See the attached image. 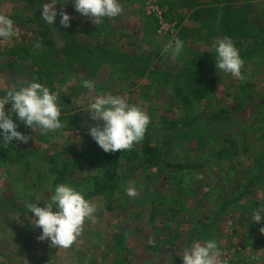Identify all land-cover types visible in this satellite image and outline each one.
Segmentation results:
<instances>
[{
	"label": "rangeland",
	"instance_id": "1",
	"mask_svg": "<svg viewBox=\"0 0 264 264\" xmlns=\"http://www.w3.org/2000/svg\"><path fill=\"white\" fill-rule=\"evenodd\" d=\"M192 1L118 0L122 13L95 24L75 10L74 0H53L58 14L50 26L41 19V5L51 0H0V14L14 23V35L0 38V98L25 82H39L57 95L64 125L34 131L10 112L11 102L5 106L17 131L32 139L6 145L0 130V145L20 151L16 156L28 151L12 166L0 160V264H183L186 248L209 240L216 241L222 264H264V212L260 222L254 220L264 208V0ZM61 11L70 15L69 27L60 25ZM177 38L184 48L172 60L164 48ZM224 38L244 61L242 79L216 67V41ZM85 80L94 82L95 91L83 86ZM197 85L204 92L187 100L176 93L178 86L186 92ZM108 94L149 115L147 128L151 137L161 132L169 160L194 157L195 150L187 152L191 139V145L216 147L231 136L247 137L250 149L233 159L213 156L196 170H139L85 198L97 206L95 220L86 219L71 247H52L38 239L42 229L25 207L45 206L56 186L68 184L53 182L50 156L59 160V170L69 156L76 166L67 171L74 167L75 177L99 174L93 151L102 148L89 134L97 122L88 106ZM223 109L226 119L207 118ZM188 110L198 125L187 130ZM163 117L177 118L181 134L167 138ZM182 141L186 151L179 148ZM77 155L83 157L79 163ZM128 187L138 196H128Z\"/></svg>",
	"mask_w": 264,
	"mask_h": 264
},
{
	"label": "clouds",
	"instance_id": "2",
	"mask_svg": "<svg viewBox=\"0 0 264 264\" xmlns=\"http://www.w3.org/2000/svg\"><path fill=\"white\" fill-rule=\"evenodd\" d=\"M74 8L80 14L90 16L95 24H99L102 18H114L123 10L118 0H74ZM41 9V19L50 26L55 25L58 13L53 0L42 4ZM59 15L60 25L69 27L70 15L66 11H61ZM13 35V20L0 14V38L8 39ZM183 48V41L177 38L174 45L170 42L165 46L164 52L170 54L172 60H176ZM215 51L218 71L242 79L244 61L233 41L230 38L219 39L216 41ZM25 84L19 90H9L5 97L0 98V130H3L2 140L6 145L13 140L28 143L32 139L17 131L18 124L5 112V106L9 102L10 112L17 114L19 120L34 131L40 128L47 133L64 126L59 119L61 111L57 95L39 82ZM83 86L95 91V84L91 80H85ZM88 107L91 120L97 122L95 126H90L89 134L106 153L130 150L134 144L143 140L150 124V117L145 111L139 106L129 105L119 95H97ZM126 193L133 198L138 196L135 187L126 188ZM28 209L34 216L35 227L42 229V235L38 239L50 240L52 247L69 248L83 232L86 219L95 220L93 214L97 211V206L72 186L62 183L56 186L50 202L45 203V206L29 204ZM261 212H264V208L254 213L256 223L262 219ZM260 232L264 233V227L260 228ZM220 255L215 240L203 244L196 242L185 249L182 261L183 264H222Z\"/></svg>",
	"mask_w": 264,
	"mask_h": 264
},
{
	"label": "trees",
	"instance_id": "3",
	"mask_svg": "<svg viewBox=\"0 0 264 264\" xmlns=\"http://www.w3.org/2000/svg\"><path fill=\"white\" fill-rule=\"evenodd\" d=\"M192 2H195L192 3V5H197L196 0ZM198 12L199 11L197 9L195 11V14H197ZM37 64L39 68H41L40 71L45 70L40 63ZM203 88L204 87H202L201 85H197L195 88H190L189 90H186V92H184L185 89L178 86L176 88V93L178 96H182L183 100H187L192 95L202 94L204 92ZM262 98L264 101V96H262ZM223 112L224 109L222 111L211 112V114L207 116V118H216L220 121L224 120L228 116H226V113L228 112H225L224 114ZM187 114L190 115L185 118V124L188 125V130L193 128L194 126H197L198 122L195 120L196 118L193 119V117L191 116V111L188 110ZM197 118L200 119V116H198ZM163 122L168 125V128L170 130L165 134L167 138H171L172 136L181 134V131H179V127L182 126H180L179 120L177 118L167 119L166 117H163ZM149 129L150 127L147 128L143 140L138 144H134V146L130 150H122L121 152L117 151L112 153H106L103 151V149L98 152L93 151V154L97 157L99 163L98 175H88L84 178L75 177L74 174L76 172V169H74V167L72 169H69L70 171H67L69 165L71 167L76 166L75 162L71 163L72 159L68 158L69 156H66L64 167L62 170L58 169L57 164L59 160L57 158L51 156L48 157L47 164L49 166L48 168L51 170V174L54 175L53 182H55V184H58L62 181H66L68 184L72 185L75 188H84V190L86 191V195H84V197L87 198L89 196L103 193L108 188L115 187L130 175L133 176L137 171L142 169L144 170L150 169L152 167L165 166L173 170H196L202 168L206 164V162L210 161L209 159L213 156L220 160L233 159L239 153L246 152L250 149L246 141L247 137L239 138L238 136H231L230 138H225L227 140V143H222L221 145H218L216 147L203 141H200L202 143L198 142V144L196 145H191V139V142L189 141L190 143L187 144L189 146L187 152H189V150H195L194 157H191L189 159L176 158L174 160H169L166 155L171 153V149H167V147L164 146V144L161 142L163 140L161 132H158L155 137H151ZM178 144L179 148H181L182 151H186V142L182 141ZM19 152L20 151H18L17 153L11 152L8 146L0 145V160H2V162L9 161L11 163V166L16 163H20L21 160H24L25 156L28 154V151L22 152L21 154H19V156H16ZM206 156H208V159L206 158ZM80 157L81 156L78 155L76 156V159L78 158L79 160L78 163L80 162ZM38 158H40L39 155ZM81 158L83 159V157ZM25 166H30L28 161H25ZM25 208L27 209L28 207L26 206ZM209 225L211 226L212 224ZM208 232L209 231H204V233ZM176 237L177 235L172 237L171 240Z\"/></svg>",
	"mask_w": 264,
	"mask_h": 264
},
{
	"label": "built area",
	"instance_id": "4",
	"mask_svg": "<svg viewBox=\"0 0 264 264\" xmlns=\"http://www.w3.org/2000/svg\"><path fill=\"white\" fill-rule=\"evenodd\" d=\"M160 18H162V17H160Z\"/></svg>",
	"mask_w": 264,
	"mask_h": 264
},
{
	"label": "crops",
	"instance_id": "5",
	"mask_svg": "<svg viewBox=\"0 0 264 264\" xmlns=\"http://www.w3.org/2000/svg\"><path fill=\"white\" fill-rule=\"evenodd\" d=\"M79 264H81V263H79Z\"/></svg>",
	"mask_w": 264,
	"mask_h": 264
}]
</instances>
